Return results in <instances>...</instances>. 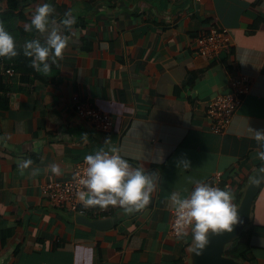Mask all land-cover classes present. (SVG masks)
<instances>
[{
    "label": "crops",
    "instance_id": "obj_1",
    "mask_svg": "<svg viewBox=\"0 0 264 264\" xmlns=\"http://www.w3.org/2000/svg\"><path fill=\"white\" fill-rule=\"evenodd\" d=\"M56 2L81 23L67 33L62 58L49 70L54 78L21 84L14 70L0 67L7 86L0 106V264H264V182H252L264 175L253 130H264V0ZM65 13L51 14L46 33L64 34ZM255 21L260 26L250 31ZM213 24L228 29L232 45L208 58L196 53L195 37ZM11 34L16 48L24 47L26 35ZM241 75L250 78L249 90L227 129L214 132L207 104L233 90ZM75 95L110 112L111 130L81 118ZM113 146L152 178L144 208L82 215L44 197L45 184L70 178L86 154ZM24 160L31 163L21 170ZM216 172L240 219L195 251L190 228L182 239L170 235L169 199L187 196L195 181ZM250 227L254 258L229 255Z\"/></svg>",
    "mask_w": 264,
    "mask_h": 264
},
{
    "label": "clouds",
    "instance_id": "obj_2",
    "mask_svg": "<svg viewBox=\"0 0 264 264\" xmlns=\"http://www.w3.org/2000/svg\"><path fill=\"white\" fill-rule=\"evenodd\" d=\"M53 12L52 4L44 0L36 6L30 21L24 24V30L30 32L35 28L41 33L45 32ZM75 21L76 17L69 10L61 23L70 29ZM72 36L78 38L75 32ZM69 40V35L52 28L43 42L39 39L27 41L24 45V54L31 58L33 68L38 72L47 73L56 58H62ZM16 55L14 36L0 25V57ZM253 130L254 138L260 142L261 149H264V130ZM258 156L264 160V151H260ZM84 162L86 167L83 175L79 177V183L85 190L79 191L78 196L85 206L98 205L103 208L118 204L125 211L132 212L144 208L149 203L154 187L152 178L143 169L133 168L115 146L110 150L86 154ZM30 163V160H24L18 167L23 170ZM50 168L53 173L60 174L61 170L57 164L50 165ZM252 182L254 184L264 182V175L253 177ZM233 200L234 196L230 190L202 181H195L187 196L181 197L173 193L169 199V207L176 213L178 237L181 239L186 237L188 235L186 228L190 227L191 237L196 246L194 250L201 251L209 243L210 233L230 232L240 219Z\"/></svg>",
    "mask_w": 264,
    "mask_h": 264
},
{
    "label": "built area",
    "instance_id": "obj_3",
    "mask_svg": "<svg viewBox=\"0 0 264 264\" xmlns=\"http://www.w3.org/2000/svg\"><path fill=\"white\" fill-rule=\"evenodd\" d=\"M203 2V0H197ZM232 45L230 33L227 28L218 24H213L207 31L201 32L195 37L196 53L212 58L224 50H228ZM12 73V69L7 70ZM251 80L246 75L235 77L231 81L233 90L230 92L219 93L211 98L207 104L206 114L210 120L211 130L217 133L224 132L232 121L234 113L242 103L244 95L248 92ZM73 106L77 114L93 124L96 128L109 131L113 127L114 119L110 112L95 106L87 99L75 95ZM86 167L84 158L81 159L73 168L72 176L68 179L48 182L43 186L42 192L44 197L52 200L59 206L73 210L79 214L92 213L94 215L111 214L118 204L107 207L98 205L85 206L78 196L79 191L85 188L79 183V177L83 175ZM222 172H216L210 180L202 182L210 183L222 188ZM176 213L173 211L169 233L178 237L176 232ZM190 228V227H188ZM186 228V229H188Z\"/></svg>",
    "mask_w": 264,
    "mask_h": 264
},
{
    "label": "trees",
    "instance_id": "obj_4",
    "mask_svg": "<svg viewBox=\"0 0 264 264\" xmlns=\"http://www.w3.org/2000/svg\"><path fill=\"white\" fill-rule=\"evenodd\" d=\"M40 0H1L0 4V25L5 27L10 33H15L18 35H26L27 41L33 39H39L43 42L48 33L39 32L35 28L32 31L26 32L24 30V24L30 21L31 15L25 12V9L29 6L30 3L37 2ZM44 2V0H41ZM49 3L52 4L54 8V12L52 15L60 16L61 13L68 12L69 9L64 4H58L56 0H48ZM51 20V18H50ZM61 21V20H60ZM50 23V22H49ZM81 21L77 19L72 26L80 25ZM71 26V27H72ZM259 23L255 21L251 27L250 31H253L259 27ZM69 28L64 26V34H67ZM0 67L3 66L7 71L8 69L14 70L16 72L17 78L21 84L34 82V79H44L46 81H50L54 78L53 75H49L44 72H38L31 65V58L24 54V47L17 48V55L15 57H1L0 59ZM51 68H56V64L53 63L50 66ZM49 69V70H50ZM11 74V73H10ZM12 75V74H11ZM7 90V86L3 83V75L0 74V106L3 101L1 96V91ZM13 232L12 229H9L6 234H11ZM252 233V228L246 229L240 233V235L233 241V243L228 247V254L236 257H248L249 259L254 258V255L251 251L249 245V239Z\"/></svg>",
    "mask_w": 264,
    "mask_h": 264
},
{
    "label": "rangeland",
    "instance_id": "obj_5",
    "mask_svg": "<svg viewBox=\"0 0 264 264\" xmlns=\"http://www.w3.org/2000/svg\"><path fill=\"white\" fill-rule=\"evenodd\" d=\"M33 3H35V2H33ZM29 5H33L32 3H30ZM36 5V4H35Z\"/></svg>",
    "mask_w": 264,
    "mask_h": 264
}]
</instances>
